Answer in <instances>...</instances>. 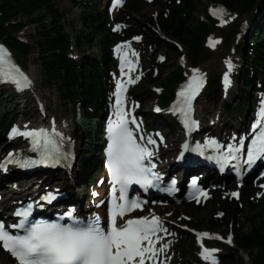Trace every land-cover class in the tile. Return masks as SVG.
<instances>
[{
  "label": "rangeland",
  "instance_id": "obj_1",
  "mask_svg": "<svg viewBox=\"0 0 264 264\" xmlns=\"http://www.w3.org/2000/svg\"><path fill=\"white\" fill-rule=\"evenodd\" d=\"M82 1L80 4L73 3L72 0H53L55 5L63 12L65 15V28L68 34L71 35V42L73 51L72 53L76 55V58L79 55L75 53H79L81 56L83 54H87L90 56H95L98 59H102L101 47L98 43L97 38L94 39L93 45L88 46L87 43L82 45V47L74 46L75 38L81 37L85 32V26L83 25L81 19L82 14L87 12H97L103 18L105 33L110 34L107 41L109 44V53L111 57L113 56V45L116 41L121 39V35H123L124 31L134 28L135 30H139L140 27L137 25L138 22H143L145 26V31L149 27V29L155 32L161 39L172 43L169 45H165L164 42L158 44L157 42H149L144 37V33L141 31L138 33H134L130 39H122L125 43L131 47V50L135 54V59L138 62L139 70L134 74L135 83H132L130 86L131 89L135 86L139 89L138 96H136V100L141 104L139 107V115H141L144 119V127L146 134L158 136V131L160 130H172L173 138L180 137V131L177 125L171 120L170 112L172 110V106L164 109L163 112H157V102L158 96L161 95V86L160 84L151 85L148 84L149 77H160L162 80L168 78L177 71H181L183 73V77L179 84L176 86L175 90L179 87L181 83H185L189 76L192 73L193 69H199L201 73L205 75L207 81L209 82L211 78L219 76L222 80L227 74L231 79V84L227 88L223 82L219 83L218 93L213 94L205 91L204 95L200 98L198 104V113L199 116L203 119V126L205 128L212 125L213 121L219 120V124L212 127L214 133L229 136L233 135L237 128L245 129L247 127L248 121L247 118L254 114V108H256L257 97L259 96V103L262 102V97H264V90H258V92L252 93L254 98H250V102L248 103V108L245 110V115L243 116L240 112L239 108L236 107L238 105V101L241 98L240 86L242 82L240 79L233 80V77L236 78L238 74L241 72V68L245 67L242 65L240 68L241 58L243 57L240 53V49H242L243 37L250 32L251 29V21L248 19V13L252 11V9L243 8L244 4L240 3L236 5L234 8H224V12L226 15L224 19L227 20V23H223L224 26H220L222 23L221 20H217V25L220 26L219 29H213V31L209 34L208 38L205 41V47L207 48L208 56L203 58L197 64H193L189 61V53L186 47H182L179 52L176 51L173 45H177L176 39H171L161 28L158 26L156 21L157 14L160 12L162 5L160 3L151 2L146 4H141L140 0H126V3L113 13H108L104 9V5L102 0H78ZM92 1V5L90 7H86L85 5L90 4ZM171 0H162L163 5L169 3ZM133 3L137 10L130 11L124 14L126 5L128 3ZM223 3L222 0H196L194 11L192 12V16L195 21L201 20L204 17V14L209 11L210 7ZM45 16V21L49 20V14L47 12H40ZM124 14V17H122ZM122 19H119L121 18ZM118 18V19H116ZM148 18H151L150 20ZM18 20L25 24V26L14 32V35L21 39L22 41L29 42L31 44V51L28 56H26L25 64L26 70L29 72L35 82V93H38L37 97L40 100H45L49 107V114H55L58 119H67L69 120V129H73L75 127V113L78 112V105L75 107L73 104L65 103L60 99L59 92L56 86V82L47 81V75L43 71L40 59L38 57V49L36 46V41L33 38L35 34V27L33 22L28 20L27 15L21 14L18 17ZM249 22V23H248ZM112 23H120V30L117 32L111 31ZM253 24V23H252ZM241 26V28H240ZM216 28V27H215ZM233 30H237L234 32V36L230 35V32ZM242 30V31H241ZM121 36V37H120ZM138 38V39H137ZM209 39L212 41L218 40L220 41L215 45V47L210 46L212 42H209ZM177 47V46H176ZM177 50L179 48L177 47ZM183 52V53H182ZM164 58L161 60V58ZM20 62V57H17ZM231 59L235 62L236 68L233 69V72H230L226 66V62ZM115 61V60H114ZM241 69V70H240ZM108 76L105 79L107 84V91L104 95V100L107 99V94L110 96L113 93L114 84L116 81V77H118V72L116 71L115 65H112L109 70L106 71ZM233 73V74H232ZM138 77V79H136ZM160 81V80H159ZM38 85V89L36 88ZM242 87V86H241ZM0 93L2 94L3 100L0 103V119L6 114H14L17 115L27 114V121L34 122L39 119L37 104L34 99V95L32 92L25 93L24 98L16 97L15 94L9 88H1ZM262 96V97H261ZM35 101V102H34ZM227 104L232 105V110L229 111L226 107ZM259 105V104H258ZM18 109V110H17ZM160 109V108H159ZM234 109V110H233ZM161 110V109H160ZM253 113V114H252ZM79 115V114H78ZM79 118V116H78ZM96 119V126H97ZM63 122V121H62ZM159 126V127H158ZM158 127V128H157ZM201 128V126H200ZM160 136V134H159ZM99 135L96 133L95 135V150H91V159L85 163V166L82 167L84 169L85 174L82 177L75 178L76 180H66L64 185H67L63 191L69 194H74L75 198H81V200L87 203L88 197L90 196V188L92 178L93 182L99 176V171L97 169L88 172L85 168L88 166H93L97 168V164L99 163V152L97 147L100 144ZM77 149L79 151V156H81L80 150L82 149V141L77 139ZM20 142L16 141L14 146L20 147ZM174 147L177 145V139L174 141ZM6 148V147H5ZM8 149H1L0 154L4 153L3 157L7 153ZM175 153H173V156ZM1 156V155H0ZM2 159V158H1ZM83 164H81L82 166ZM78 167H80L78 163ZM78 170V168H77ZM76 170V171H77ZM3 177V180L7 178V174H4L0 170V178ZM22 175H11V178L7 179L2 183L4 188L12 187L14 185L20 186L24 182L29 179L23 178ZM44 176H40V179H43ZM14 178L15 180L11 181ZM38 178V179H39ZM214 178H217L214 177ZM2 179V178H1ZM37 180V178H31ZM261 180H264L261 179ZM37 182V181H34ZM75 182L73 186L72 183ZM1 187V186H0ZM71 187V188H70ZM231 187H235L233 184ZM230 188V187H229ZM241 194L247 199H250L252 205L255 207H247L243 204H238L237 207V215L231 221L230 219L225 222L223 221V215L221 214V208L217 205H214L211 200H213L214 195H224L226 190L219 188L220 191L213 192V195L200 203L197 204V208L192 210L190 206L186 205L183 202L172 201L167 203V205L162 209L161 207H152L154 211H156L161 218L163 219L164 224L167 223V226L170 228V233H174L168 237L164 243H168L169 247L165 251L164 255H161L162 264H210L208 261H205L201 255V244L200 241L196 240L195 234L188 230L187 228L196 229L197 231H202L208 234L218 233L223 238L229 239L228 235L231 236L232 243L229 244L227 242H222L216 238H202L201 243H203L204 247L208 249H218L216 252L218 264L228 263V260L225 259L229 252H232L234 248H236L234 242V236L237 233H247L253 226H257L264 220V189H259L257 185H253L249 183L247 185L241 186ZM62 190V189H61ZM15 201V199H13ZM196 204V203H195ZM251 206V205H250ZM152 208L147 211V214L151 213ZM258 211H263V214H258ZM216 217L219 219V226L216 228L209 227L207 225L208 217ZM194 221L200 222V226H196ZM166 225V224H165ZM183 231L190 232V237H182L180 233ZM189 239H192L193 242L188 244ZM168 241V242H167ZM192 247V249L190 248ZM182 251V252H181ZM257 253V249H252L249 251H239L238 255H242L243 262L246 264L252 263V256ZM181 254V255H180ZM223 257V258H222ZM239 261H233L231 264H239ZM0 264H14V260L9 257L6 252L0 247Z\"/></svg>",
  "mask_w": 264,
  "mask_h": 264
},
{
  "label": "trees",
  "instance_id": "obj_2",
  "mask_svg": "<svg viewBox=\"0 0 264 264\" xmlns=\"http://www.w3.org/2000/svg\"><path fill=\"white\" fill-rule=\"evenodd\" d=\"M73 3L80 4L82 1L72 0ZM141 4H146L143 0ZM222 2L230 8L242 3L243 8L252 9L248 13V19L251 21V29L243 38L241 55L246 61V69L242 71L240 87L241 98L236 105L242 115H245V110L248 108L250 97H253V90L258 88L257 82L261 76H264V0H222ZM90 4L85 5L90 7ZM155 3H160L162 8L157 14L156 21L158 26L171 38L180 42L183 47L188 49L189 61L197 64L203 58L208 56L207 48L204 45L206 35L215 29L214 19L206 12L205 17L195 21L192 16L196 0H171L163 5L162 0H156ZM131 2L127 4L124 14L130 11L137 10ZM47 12L49 20L45 21V16L40 12ZM21 14L27 15L28 20L33 22L35 34L33 38L36 41L38 49V57L41 62L43 71L47 75V81L56 82L60 99L65 103L78 105V112L75 113L77 127L75 134L82 140L81 156L78 158L80 167L76 171L77 178L82 177L85 172L82 167L85 166L91 159L89 150H95V130L94 124L96 119L101 116V111L104 109V95L107 91L105 82L108 76L107 70L114 65V61L109 53V44L107 41L109 35L105 33L104 21L99 13L87 12L82 14V23L85 26V32L81 37L75 38V43L78 47H82L83 43L88 46L93 45V41L97 38L101 47L102 59L95 56L83 54L79 60L68 55L71 45V35L68 34L65 28V18L63 12L55 5L53 0H0V40L8 44L16 57H20V63L26 68L25 59L31 51V44L20 40L14 35V32L22 29L25 24H22L18 17ZM124 14L122 17H124ZM126 15V14H125ZM119 18V19H122ZM149 20L151 18H148ZM253 23V24H252ZM141 33L149 42H164L169 47L172 43L161 39L149 27L145 29L143 22H138ZM134 28L124 31V38L130 37L134 33H138ZM233 30L230 35H234ZM112 36V35H111ZM177 50V47L173 45ZM183 73L177 71L174 75L162 80L160 77H149L148 84H160L162 87L161 95L158 97L160 106L165 107L169 104L174 94V89L177 83L182 79ZM160 80V81H159ZM220 80L219 76L211 78L207 91L217 94L219 91ZM264 88V80L262 81ZM141 88V87H140ZM133 89L132 94L138 96L139 89ZM3 97L0 93V103ZM1 105V104H0ZM229 111L232 110V105L226 103ZM236 108V107H235ZM234 110V109H233ZM79 114V115H78ZM16 113L6 114L0 119V147L7 144L5 140V130L12 120L16 118ZM79 116V118H78ZM173 120L172 118H170ZM174 122V121H173ZM81 164H83L81 166ZM92 181V178H90ZM74 197V196H73ZM75 198V197H74ZM76 200V199H74ZM241 204L247 207H255L250 199H246L244 195L240 198ZM211 202L217 205L223 211L222 220L227 222L236 217L237 205L240 203L231 199L228 195H214ZM190 206L191 211L197 208L195 204H186ZM251 205V206H250ZM258 214H263V211H258ZM196 226H200V222L194 221ZM207 225L216 228L219 226V219L216 217H208ZM186 237L192 238L189 233ZM236 248L229 252L225 257L228 263L239 261L243 262L242 256L238 255V251L243 249L249 251L257 249V253L252 256L253 264H264V220L257 226H253L247 233H237L235 235ZM193 242L189 239L188 244ZM193 247V246H192ZM190 246V248L192 249Z\"/></svg>",
  "mask_w": 264,
  "mask_h": 264
},
{
  "label": "snow or ice",
  "instance_id": "obj_3",
  "mask_svg": "<svg viewBox=\"0 0 264 264\" xmlns=\"http://www.w3.org/2000/svg\"><path fill=\"white\" fill-rule=\"evenodd\" d=\"M212 12L214 15L219 14L222 23L228 22L224 19L226 13L223 9H213ZM120 27L117 25L116 30H119ZM219 42L214 40L210 46L215 47ZM121 47L117 46L118 54ZM129 63L131 62L129 61ZM124 66L122 58V73ZM14 67L7 50L0 46V77L20 85L21 81L11 71ZM233 67L232 62L228 61V70L230 71ZM23 79L28 80L27 77ZM128 82L135 83L136 80L129 78ZM204 83L205 75L199 69H193L191 77L178 94L180 99L177 102V107L184 114L186 122L190 120L192 102ZM224 83L226 88L231 84L227 74L224 77ZM125 92L126 86L118 81L114 93L116 113L115 119L108 129L110 142L106 153L107 167L112 180L111 194L114 198L108 226H101L98 216L92 217L89 223L84 226H82V222L75 220L67 225L45 220L30 222V211H18L16 216L22 217L18 223L9 227L0 223V242H2L3 248L18 260L19 264H145L146 260H151L153 264H162L158 259L159 254L164 253L169 244L163 243L160 248H157L156 245L163 241L167 235H174V233L169 232L161 218L153 215L151 218L145 216L123 220V217L135 209L142 210L140 201L129 200L124 195L129 187L137 184L145 189L151 188L155 186L154 182L160 179L153 171L155 165L151 163V158L154 155V150L149 147L156 146L158 148L157 140L150 134L140 133L141 123L134 116L129 118ZM155 110L160 111L159 108ZM261 122L257 124V128L264 125V106L261 108ZM130 125H134L135 128ZM19 134L33 138L34 143L39 145L40 137L44 133L42 131H27ZM241 147L243 146L241 145ZM239 150V148H228L229 153ZM231 158L236 159L235 156ZM260 158H264V132H260L252 140V146L247 153L245 163L251 165ZM42 162L44 161H33V163ZM117 192L120 193L118 200L116 199ZM199 195H206V193H199L197 199ZM232 195L238 197L239 193H232ZM68 215L71 217L72 214L68 213ZM118 217L123 221L119 226L117 224ZM9 228L22 229L24 234H12ZM160 233H164V236L159 235ZM198 236L203 238L208 237L209 234L198 233ZM216 239L222 238L216 237ZM227 243H232L230 238ZM201 247L202 258L205 261H210V264H218L215 253L219 250L208 249L203 246V243H201Z\"/></svg>",
  "mask_w": 264,
  "mask_h": 264
},
{
  "label": "bare ground",
  "instance_id": "obj_4",
  "mask_svg": "<svg viewBox=\"0 0 264 264\" xmlns=\"http://www.w3.org/2000/svg\"><path fill=\"white\" fill-rule=\"evenodd\" d=\"M117 9H115L114 11H116ZM191 75H192V73H191ZM36 86H37V88H36V91H37L38 85H36ZM175 106H177V102H174L173 107H175ZM42 116H43V114H42ZM250 119H252V118H250ZM250 119L247 118V121H250ZM60 121H63L64 130L66 131L68 129V126H69V120L60 119ZM218 121L219 120L213 121L211 127L218 125L219 124ZM202 125H203V122H202ZM260 129H261V127L257 128L256 131H252L251 133L248 132L247 135L250 137L254 136V135H256V133ZM158 134H160V136L158 135L155 137L154 135H152V137L157 140V144H158V149H156L157 153H158L157 159L158 160L161 159V161L164 162V159H168L172 155V151L174 149V145H173L174 141H176V139H178V138L176 135V137L172 139L171 136H173L172 135L173 131L171 129L170 130H160V131H158ZM161 137H162V140H161ZM161 166H162V169H161L162 172H164L166 170V168H169V170L172 172L174 171V167H173V164L171 162H169L168 164L162 163ZM85 169H86V171L91 172L95 169H98V167L95 168L93 166H88ZM13 171H14V169H13ZM34 181H38V180L31 179V177H30L28 181L24 182L20 186L14 185L13 187L4 189L2 191L1 197H0V204H1L0 205V213H3L6 207L13 205V203L15 202L13 199L18 200V199L22 198L24 195L39 192L40 188L45 189L46 187H48V185H46V184H50V181H45V182H34ZM2 183H3V181L0 180V184H2ZM55 183H58V184L61 183V184H63L64 188L67 187V185H64L65 183H64L63 179L57 180V181H55ZM51 188L52 187H50L49 189H51ZM99 192L101 195L102 190H100ZM79 200L81 201V198H79ZM79 200L77 199V202L81 203ZM66 201H69L68 197L64 199V202H66ZM85 205L87 207H89L88 202ZM100 211L101 210L99 208H97L96 214L99 215ZM153 213H155V212H153ZM153 213H151V214H153ZM159 246L161 247V245H159Z\"/></svg>",
  "mask_w": 264,
  "mask_h": 264
}]
</instances>
